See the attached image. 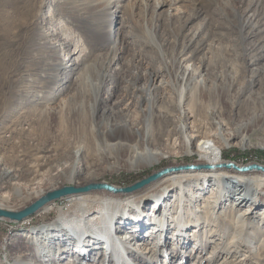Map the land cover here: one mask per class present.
<instances>
[{
	"label": "rangeland",
	"instance_id": "374dc122",
	"mask_svg": "<svg viewBox=\"0 0 264 264\" xmlns=\"http://www.w3.org/2000/svg\"><path fill=\"white\" fill-rule=\"evenodd\" d=\"M101 107L109 111L102 114ZM112 124L135 131L121 139L132 145L140 138L139 150L153 152L145 154L149 163L128 150L110 154V140L100 144L98 129ZM193 135L194 144L205 136L223 144L225 163L264 164V0H0V171L12 175L0 182V198L10 207L23 209L64 185L93 183L91 173H78L86 167L96 182L125 187L164 167L197 165L200 156L186 150ZM249 174V197L260 193L256 203L251 197L233 205L238 183L229 181L222 198L213 183L193 185L198 200L191 204L188 196L184 209L168 196L175 205L166 217L184 211L191 219L182 232L171 221L161 236L149 237V230L121 221L118 233L127 226L137 234L129 244L134 263L264 264V233L254 228L262 223L264 177ZM147 185L115 196L143 193ZM211 186L221 204L210 210L215 219L203 207ZM72 195L80 194L21 222L0 218V263L24 264L43 253L53 254L48 263L74 264V251L60 255V239L40 230L60 211H79ZM248 205L254 226L233 239L234 218ZM96 249L89 256L99 264L105 254Z\"/></svg>",
	"mask_w": 264,
	"mask_h": 264
},
{
	"label": "bare ground",
	"instance_id": "6f19581e",
	"mask_svg": "<svg viewBox=\"0 0 264 264\" xmlns=\"http://www.w3.org/2000/svg\"><path fill=\"white\" fill-rule=\"evenodd\" d=\"M159 4H161V1L158 2V5ZM81 42H83L82 39ZM81 42H79L77 46H80ZM184 101H186L185 98ZM101 109H102V114H106L109 111L108 108L101 107ZM185 130L186 129L183 128L182 132L184 133ZM106 131H108V134H106ZM131 133L135 134V131H133L128 126H124L122 124L100 126L97 132V134L99 135L100 144L108 143L106 142L107 140L112 141L111 143H108L110 154H113L114 156H118L121 152H126L128 150L132 154L136 155V159L139 162L144 161L145 163H149L144 158L148 150L145 151L139 150L140 148L139 143L141 141L140 138L139 139L137 138L136 144H132V145L127 143L125 139H121L123 134L126 136ZM136 134L137 136H140L139 131H136ZM216 134L226 143L225 146L230 145L229 144L230 139L225 138L222 135L221 131H219V133ZM106 135H108V138H106ZM197 137L198 135H193L192 139H190V137L186 139L187 141L186 150L190 153L195 152L200 156L199 162H196L194 164H197V166H207V167H197L191 170L180 169L182 171L179 172H174L178 170L170 171L167 175L159 178L158 180L156 181L154 180V182L152 181V183L150 182V185H147L145 188H143L146 189L145 192L139 193L138 191L137 193H133L128 197L126 196L121 197L119 195L115 196L116 195L115 193H119V192L108 191L105 189H101V190L97 189L98 191L92 193H90V191L83 193H76L80 195H72L67 198L70 200L75 199L79 201L78 203L81 204L79 211L73 212L72 214H68V212L62 213L60 211V215L56 217V219L53 222L46 224L40 229L42 231L41 233H46L43 235H49L48 238L55 237L56 240L60 239L58 242H55L57 245H60L59 246L60 255L63 254L64 251L66 252L73 250L75 253V257H77L75 258L74 264H95V262L91 261L93 258H91L89 255L93 250H97L96 247H99V249L103 250V255L105 254V258L107 254V258L109 257L108 258L109 264L111 258H114L113 261H116L117 264H136L134 263L133 260L134 257L131 254L134 249L132 250V247L129 244L131 240L137 236V234L134 233L135 231L133 230H127L128 228L127 226H123L125 227L124 229H126V231L118 233V228L120 227V225H122L121 221H123L125 224L130 223L131 227L133 224H135L137 227L140 226V228H142V230L144 231L149 230L150 233L146 235V236L149 235V237L153 236L154 234L156 237L157 232H160V236H161L162 232L167 227L170 226L169 222L171 221H175L176 225L179 228H181V230L179 231L181 232L184 231L186 227L190 224L191 219L190 218L186 219L184 217V211L183 213L181 212V214L178 211L171 212L170 218L166 217L167 214L165 215V213L168 210H171V208H173L175 205L173 204V202H169L171 200L170 198L168 199V196L175 198L174 201H177L178 207H180L181 203H183L182 209H184L185 206L184 204L188 196L190 197V199L188 200L191 204L193 203V200L195 199L198 200L197 198L199 195L195 190H193L192 188L193 185H196L197 187L202 186L203 188H206L205 185L210 186V183H213V185H217L218 186L217 188L220 189L219 192L221 193V198H222L223 191L224 193H227L225 192L226 190L224 188L223 182L229 181L233 185L236 182L238 183L235 185L236 187H238L237 188L238 192L236 193L237 197L233 199L232 202L233 205L241 207L243 201L246 199L249 200L251 197L252 198L254 197L253 200L254 203H256L257 198L260 196V193L257 194L256 196L249 197L248 191H250L251 188L250 185L253 184L252 183L253 178H249L248 175H250L249 173H253V174L255 173L260 177H264V171L259 169L240 171L232 166L230 167L226 166V163L223 162L224 158L222 156L223 144L220 145L216 141V139H214V137L211 138L209 136L201 137L197 141L199 143L194 144ZM245 138L247 137L245 136ZM245 138H242V142H243L242 146L247 145L246 143L247 139ZM148 152L153 153L151 151ZM249 164L242 163L237 165L247 166ZM257 164L264 166V164L261 163H257ZM179 166H184V165H179ZM179 166H171V167H179ZM87 170H88L87 167L84 169H79L78 173L80 174L86 173V175H90L91 173L92 176H89L91 177V179L88 180H91V182L96 183L97 180L95 179V175H93L94 173L93 170L91 171L89 170L87 171ZM11 177H12L11 171L6 169L0 171V182H4L5 178H8V180H10ZM103 181L99 183H109V181L107 180H103ZM68 185H73V184H68ZM211 188H212V192L210 193L211 195L209 196L208 199L205 200L206 203L205 206L203 207L207 209L208 213L212 214L213 211L211 212L210 210L212 208L213 209L217 208L221 204H220V198H218L219 195L214 197V194H217V191H215L214 187L211 186ZM15 189H16L15 195L20 196L21 194L19 192L21 189L18 187H15ZM224 196L226 197L228 196V194H224ZM165 197H167V199ZM153 198H155V200L151 204L152 205L151 210L149 211V213L148 211L147 213H145L144 209L142 208L146 207L147 202H149ZM7 201L8 199L7 197H5V195L1 196L0 208L5 210L18 211L10 207L9 204H7ZM50 203L45 205L44 206L45 208L43 207L44 208L43 211L54 208L52 205H50ZM131 207L137 208L139 210V213L130 215L131 213L129 212ZM252 209H253V205H248V207H245L243 211L240 210L239 214L236 215L237 218H234L235 221L233 222L237 227L236 230L237 232L234 234L233 239L236 236H238L237 235L238 233L241 234L245 231H248L247 229L253 228L255 218L248 219L250 216H246L252 213ZM145 214L148 215L150 224H147L146 222L147 220L145 221V218L147 217ZM144 215L145 217L143 218ZM212 217L214 219L216 218L214 214H212ZM204 222L208 223L206 216ZM198 223L202 224L201 222ZM257 223H261V224L260 225L257 224L254 228H256L257 231H261L264 233V207L259 212V220L257 221ZM146 226L149 227L147 228ZM121 229H123L122 226ZM199 231L200 229L197 230L196 227L195 233ZM192 235H194V233ZM29 236L34 237L33 233H31ZM146 236H143L141 239H146L144 238ZM141 239H139V244L143 243L144 245L143 248H146L145 246L146 243H144ZM175 239L178 238L175 237ZM98 244H100V246H98ZM73 245L74 248H72ZM82 247L84 248V250L80 249ZM88 247L89 250L87 249ZM251 247H253V245H251ZM140 249L142 248L140 247ZM42 251H44V249ZM86 251H89V253H85ZM152 254L154 255L155 253ZM49 256L50 258L46 259L48 255L44 256V254L41 253L40 256H36L37 259L35 261L29 259V261L24 264H51L48 262L52 261L53 258L51 256H53V254ZM41 257H43L44 259L38 261V258ZM96 258H94L93 261ZM105 258L102 260L101 263L99 262V264H108L106 263L107 258L106 259Z\"/></svg>",
	"mask_w": 264,
	"mask_h": 264
},
{
	"label": "water",
	"instance_id": "95a60500",
	"mask_svg": "<svg viewBox=\"0 0 264 264\" xmlns=\"http://www.w3.org/2000/svg\"><path fill=\"white\" fill-rule=\"evenodd\" d=\"M226 166L228 167L232 166L235 169H238L240 171H247L250 169H259V170L264 171V166L257 164V163H251L247 166H238L233 161H230L226 163ZM197 167H207V166L184 165V166H179V167H169V166L164 167V168L159 169L156 172H153L147 177L139 179L135 181L133 184L125 186V187L115 186L109 183H99V182L91 183V184L84 185V186L64 185L62 187L54 188L44 193L43 195L40 196V198L35 200L33 203H31L27 207L20 209L18 211L5 210V209L0 208V218H4V219L14 221V222H21L24 219L37 213L48 203L54 202L70 194L89 192V191L97 190V189L98 190L105 189V190L113 191V192L129 193V192H132L134 190H137L149 184L150 182L158 179L159 177L163 176L164 174L170 171L180 170V169H195Z\"/></svg>",
	"mask_w": 264,
	"mask_h": 264
}]
</instances>
